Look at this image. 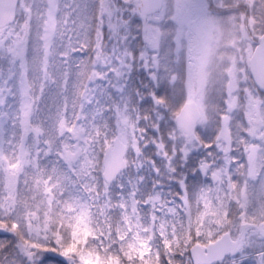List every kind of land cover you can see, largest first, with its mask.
Listing matches in <instances>:
<instances>
[{
    "label": "snow or ice",
    "instance_id": "6c2138e0",
    "mask_svg": "<svg viewBox=\"0 0 264 264\" xmlns=\"http://www.w3.org/2000/svg\"><path fill=\"white\" fill-rule=\"evenodd\" d=\"M0 264H264V0H0Z\"/></svg>",
    "mask_w": 264,
    "mask_h": 264
}]
</instances>
